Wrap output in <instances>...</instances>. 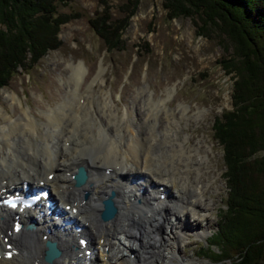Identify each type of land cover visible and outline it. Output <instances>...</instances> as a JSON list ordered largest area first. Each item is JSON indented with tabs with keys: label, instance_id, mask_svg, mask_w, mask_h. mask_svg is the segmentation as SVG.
<instances>
[{
	"label": "bare ground",
	"instance_id": "obj_1",
	"mask_svg": "<svg viewBox=\"0 0 264 264\" xmlns=\"http://www.w3.org/2000/svg\"><path fill=\"white\" fill-rule=\"evenodd\" d=\"M87 71L84 62L73 63L70 89L61 104L45 113V121L39 122L21 104L18 111L0 114V192L28 182L30 188L47 186L56 201L77 207L75 214L61 212V222L32 217L28 209L20 213L21 219L34 226L17 232L12 230L17 211L0 207V234L16 248L5 258L1 237L0 264H168L175 257L182 261L181 244L191 230L205 231L197 212L209 205L207 150L201 141L192 143L191 135L180 134L182 122L199 115L189 105L173 108L170 90L168 98L155 100L146 87L120 112L103 87L99 98H93L95 83L103 84L104 65L83 90ZM78 165L88 172L82 185L73 183ZM111 190L117 212L102 219L101 199ZM71 222L81 226L92 250L97 249L92 257L85 259L80 253ZM45 239L55 240L61 249L52 261L42 258Z\"/></svg>",
	"mask_w": 264,
	"mask_h": 264
},
{
	"label": "rangeland",
	"instance_id": "obj_2",
	"mask_svg": "<svg viewBox=\"0 0 264 264\" xmlns=\"http://www.w3.org/2000/svg\"><path fill=\"white\" fill-rule=\"evenodd\" d=\"M166 1L67 0L59 3L58 11L70 18L59 26L58 44L49 48L34 65L20 67L0 87V114L5 110L12 113L21 104L29 107L39 122L45 121V113L61 104L70 89L73 63L84 62L88 68L83 90L104 65V81L102 85L95 83L93 98L97 95L99 98L103 87L120 112L133 105L143 87L150 90L155 100L168 98L170 90L168 101L173 108L189 105L192 113L199 115L198 119L182 122L180 134L191 135L192 143L204 144L208 153L205 169L211 174L207 178L209 205L197 212L205 231L188 232L180 247L183 260L175 257L168 264H209L212 250H216L214 245L210 246L211 233L226 211L229 190L224 149L215 135V120L232 108L235 74L223 67L229 56L224 49L228 43L222 41L217 27L204 25L194 13L170 17L164 7ZM102 22L109 23L116 31L117 35L113 36L119 43L108 44L105 39L108 33L105 37L98 33L96 28ZM196 24H202L203 34ZM109 38L114 40L112 35Z\"/></svg>",
	"mask_w": 264,
	"mask_h": 264
},
{
	"label": "trees",
	"instance_id": "obj_3",
	"mask_svg": "<svg viewBox=\"0 0 264 264\" xmlns=\"http://www.w3.org/2000/svg\"><path fill=\"white\" fill-rule=\"evenodd\" d=\"M66 1L0 0V87L58 44L59 26L70 18L58 4ZM164 7L170 17L194 13L217 27L228 43L223 67L235 74L232 108L215 120L229 190L209 264H264V0H167ZM96 29L108 33V44L120 42L109 23Z\"/></svg>",
	"mask_w": 264,
	"mask_h": 264
},
{
	"label": "water",
	"instance_id": "obj_4",
	"mask_svg": "<svg viewBox=\"0 0 264 264\" xmlns=\"http://www.w3.org/2000/svg\"><path fill=\"white\" fill-rule=\"evenodd\" d=\"M86 176L87 175L84 167L79 166L76 172V184L77 185L82 184L85 181ZM112 194L103 201L104 208L102 210L101 216L104 219L112 217L116 210L115 205L113 203ZM45 245H46L45 259L47 261H52L55 257L59 255L60 252L56 249L55 243L50 240H47Z\"/></svg>",
	"mask_w": 264,
	"mask_h": 264
}]
</instances>
